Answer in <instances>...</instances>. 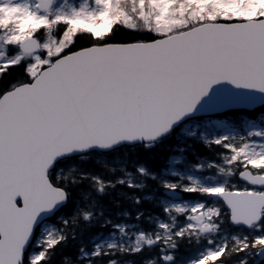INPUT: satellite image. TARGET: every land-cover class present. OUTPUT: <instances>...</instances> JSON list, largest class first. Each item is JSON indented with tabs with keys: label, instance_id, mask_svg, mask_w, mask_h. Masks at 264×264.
Segmentation results:
<instances>
[{
	"label": "snow or ice",
	"instance_id": "obj_1",
	"mask_svg": "<svg viewBox=\"0 0 264 264\" xmlns=\"http://www.w3.org/2000/svg\"><path fill=\"white\" fill-rule=\"evenodd\" d=\"M0 264H264V0H0Z\"/></svg>",
	"mask_w": 264,
	"mask_h": 264
}]
</instances>
